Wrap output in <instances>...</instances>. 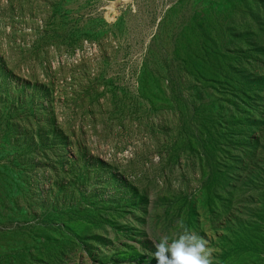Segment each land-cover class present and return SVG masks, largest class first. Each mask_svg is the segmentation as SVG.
Instances as JSON below:
<instances>
[{
  "label": "rangeland",
  "instance_id": "obj_1",
  "mask_svg": "<svg viewBox=\"0 0 264 264\" xmlns=\"http://www.w3.org/2000/svg\"><path fill=\"white\" fill-rule=\"evenodd\" d=\"M263 83L264 0H0V264H264Z\"/></svg>",
  "mask_w": 264,
  "mask_h": 264
},
{
  "label": "clouds",
  "instance_id": "obj_2",
  "mask_svg": "<svg viewBox=\"0 0 264 264\" xmlns=\"http://www.w3.org/2000/svg\"><path fill=\"white\" fill-rule=\"evenodd\" d=\"M183 229L175 238L168 236L153 241L152 258L156 264H213L212 250L198 233L180 222Z\"/></svg>",
  "mask_w": 264,
  "mask_h": 264
},
{
  "label": "trees",
  "instance_id": "obj_3",
  "mask_svg": "<svg viewBox=\"0 0 264 264\" xmlns=\"http://www.w3.org/2000/svg\"><path fill=\"white\" fill-rule=\"evenodd\" d=\"M263 84H264V83H263ZM251 85L254 86V83L252 82V80H249V79H248L247 83L244 84V82H243V83L241 84L240 87H241V90H242L243 92L249 91V92H251V93L254 95V98L257 99V98L255 97V94L259 93L258 90L260 89V87H259L258 84H256V86H255L254 89L249 90V86H251ZM263 86H264V85H263ZM251 129H252V126H250V127L248 128L249 133H250V130H251Z\"/></svg>",
  "mask_w": 264,
  "mask_h": 264
}]
</instances>
